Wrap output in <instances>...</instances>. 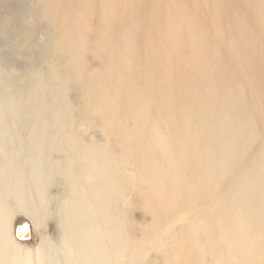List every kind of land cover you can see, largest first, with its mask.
<instances>
[{"label": "bare ground", "instance_id": "1", "mask_svg": "<svg viewBox=\"0 0 264 264\" xmlns=\"http://www.w3.org/2000/svg\"><path fill=\"white\" fill-rule=\"evenodd\" d=\"M166 2L167 9L161 11ZM202 2L214 39H228L227 47L218 49L222 64L213 70L225 93L213 106L206 102L210 101L206 92L201 93L204 99L199 97L200 102L194 103L189 87L181 94L167 87L165 75L155 69L156 51L151 41L153 28L172 30L175 15L183 18L191 3L199 7ZM46 7L55 18H75L74 45H63L66 39L61 22L52 38L53 47L69 55L57 64L80 67L76 80L97 83L105 93L116 83L114 77L129 76L132 98L123 106L110 97V102L84 103L85 108L96 109L103 126L100 134L107 137L102 141L95 136L87 139L85 132L74 128V107L68 101L66 81L54 86L51 79L34 73L14 94L0 92V140L4 138L7 151L0 154V264H128L124 258L131 250L136 227L128 208L135 205L156 211L159 207L147 189L141 165L135 162L139 147L144 145L157 147L164 154L167 168L177 177L171 187L185 191L194 207L213 209L204 214L207 238L222 249L230 240L237 241L242 258L248 259L257 250L264 259V192L255 187L257 182L264 183V154L258 141L264 139L258 132V128L264 129V0H46ZM147 9L157 16H147L143 12ZM135 11L141 14L139 21L148 38L138 53L125 47L138 39V34L127 28ZM164 11L166 17L159 19ZM117 15H122L119 24ZM87 50L94 52L93 58L84 54ZM94 61L99 66L90 69ZM137 63L141 68L127 71ZM227 64L237 65L239 72L228 71L224 68ZM117 67L122 71L115 70ZM9 77L2 73V78ZM157 80L164 87L155 88ZM177 84L186 88L179 81ZM229 116L236 118L232 129L239 131L238 145L216 135L229 131L225 124ZM199 123L192 136L205 139L215 158L204 170L197 165L198 147L173 143L174 138H184V130ZM139 135L144 138L140 146L136 143ZM115 139H122V148L115 146ZM253 146L257 147L253 150ZM25 157L26 167L22 165ZM56 185L63 187L60 195L56 194L60 186L54 192ZM154 190L164 195L162 184ZM249 192L246 199L239 198ZM54 196H60L56 209L50 206ZM161 200L160 207L168 208L165 195ZM10 203L15 207L8 212ZM229 208V222L225 223L234 226L227 234L228 228L218 223L223 221L220 213ZM13 213L30 217L35 233L32 241L19 240ZM56 214L57 230L47 224ZM244 216L255 224L247 236L243 234ZM47 230L51 237L44 235ZM237 259V254L224 248L215 257L210 249L205 251L199 261L238 264Z\"/></svg>", "mask_w": 264, "mask_h": 264}, {"label": "rangeland", "instance_id": "2", "mask_svg": "<svg viewBox=\"0 0 264 264\" xmlns=\"http://www.w3.org/2000/svg\"><path fill=\"white\" fill-rule=\"evenodd\" d=\"M167 5H169L168 2L165 3L161 11L167 9ZM203 5L204 2L199 7H195L191 3L188 7L189 12L183 18L174 14L175 24L173 22L172 30L153 28L151 41L155 44L156 52L154 55L157 60L155 69L159 74L165 75L167 87L175 94H181L189 87L193 91L192 99L194 103L200 102L199 97L204 99L201 93L206 92L208 93L207 97L210 99V101L206 102L213 106L220 95L225 93L222 86H218L220 81H218V77L213 70L222 64L221 54L218 49H221V51L225 49L228 39H224L225 41L214 39L212 28H208L206 24L207 20L204 14L206 9L203 8ZM169 7H172V5ZM143 12L147 16H157V12L153 10L147 9ZM165 14L164 11V13L159 14L158 18L163 19L166 17ZM191 15L196 20L191 19ZM140 17L141 14L135 11L130 16L127 27L138 34L136 43L125 46L129 51L135 53L145 47L148 40L144 36L145 29L141 21H139ZM121 21L122 15H117L116 22L119 24ZM60 22L64 26V39H66V43L63 45L65 47L74 45L76 41L73 38L75 18L70 16L61 19L53 17L46 7V0H0V92L14 94L15 88L24 87L27 83V77L34 75V73H37L40 77L51 79L54 86H58L61 81H66L68 101L74 107L72 115V118L74 117V128L85 132L87 139L95 136V138L105 141L107 137L100 134L99 131L102 130L103 126L96 118V109L85 108L84 103L92 101L96 103L110 102L112 98L113 100L116 98L118 103L123 106L132 98L128 89L130 77L123 74L117 79L114 77L116 83L106 93L104 90H99L97 83L88 81L81 83L77 81L76 76L80 67L69 65L63 67L57 64L61 62V59L69 58L68 53L62 48L53 47L52 38L59 31L58 25H60ZM105 34L107 35L108 32ZM237 39L240 40V37ZM84 54L92 58L95 55L92 50H87ZM131 56L133 57V55ZM98 66L99 63L94 61V63L91 62V67L89 68L94 69L98 68ZM137 68H141L139 63H137V67L132 66L127 71L134 72ZM224 68L230 72H239L238 66L235 64H227ZM115 70L122 71V68L117 67ZM2 73L10 75L12 79L11 77L9 79L2 78ZM178 81L179 84L186 85L184 90L180 89L178 84L176 85ZM163 85L159 80L154 82L155 88L164 87ZM232 89H235V85L232 86ZM156 103V101L153 102L154 105ZM187 108L188 112H192L193 109ZM208 124L209 122L204 123V126ZM225 124L229 127L227 128L229 131H219L216 135L222 137L229 144L238 145L240 142L238 139L239 131L232 129L235 127L236 118L229 116ZM200 126L199 123L198 125H193L191 129L184 130V138H174L173 143L178 146L190 145L195 149L198 147L197 158L199 159H197V165L204 170L206 165L215 158L212 157V150L205 139L197 140L192 136L195 133L194 129ZM90 131H95L97 134H91ZM258 132L259 134H264V129L258 128ZM141 140H144L143 136H136L138 146H140ZM114 141L118 149L122 148V139L118 141L115 139ZM258 141L259 147L264 154V139H259ZM4 142L5 140L2 138L0 140V148H2L0 154L3 152L6 155L7 151ZM256 147L253 146L252 149L254 150ZM139 150L140 152L135 156V162L141 165L147 189L152 191L154 201L159 204V207H157L156 211L152 209L146 210L141 206L135 205L128 208L130 218L136 224L135 229L132 231L134 238L131 242V250L127 252V258L123 257L128 260V264H209L208 260L199 261L201 255L210 249L214 257L219 256L224 248L237 254L238 264L264 263V259L259 258L257 255V250L253 251L254 253L252 252L248 259L242 258L240 253L241 245L237 241L230 240L222 249L217 242L207 238L208 228L203 226L205 222L204 214L214 212L213 209L206 206L194 207L185 191L171 187V184L176 183L177 177L172 175L171 170L167 168L164 154L162 156L159 148L144 145L140 146ZM192 158L193 156L188 159V162ZM262 158H264V155ZM27 162L28 159L26 157L22 159V165L25 167ZM135 167V165H132L130 169L134 171ZM57 177H61V174H58ZM50 179L47 178V181L51 182ZM160 184L164 188L166 203H170L168 208L166 206L164 209L160 207L161 197L164 198V195H159L158 191L155 192L154 190ZM56 186L54 192H57L60 186L56 193L60 195L63 187L61 185ZM255 187L259 188L257 189L259 192H264V183L257 182ZM250 194L251 192L239 198L246 199ZM59 199L60 196H54L50 200V206L56 209ZM237 201L239 199L234 200L233 203ZM7 205L8 212H11L13 207H15V204L13 206L12 203ZM237 210L239 211L240 208ZM229 211L230 208L227 209V212L220 213L223 221L218 223V225L228 228L227 234L231 232V225L234 226L233 224L225 223L229 222L226 217V215H230ZM217 214L219 215V213ZM157 215L160 216V220H156ZM12 216H17L16 225L20 235L18 236L19 240L32 241L35 233L30 217L28 218L24 214L15 216L14 213ZM220 217H217V219ZM55 218L58 219L57 214L51 216L47 224L50 228L54 227L57 230ZM244 219L243 234L247 236L252 233V226H255V224L247 216H244ZM46 232L44 235L51 237V232L48 230ZM207 256L209 257V254Z\"/></svg>", "mask_w": 264, "mask_h": 264}]
</instances>
